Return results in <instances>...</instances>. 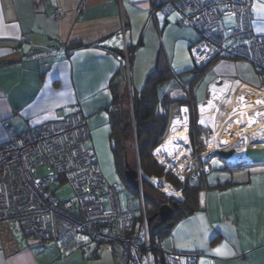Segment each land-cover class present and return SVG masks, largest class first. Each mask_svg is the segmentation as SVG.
Returning <instances> with one entry per match:
<instances>
[{
  "label": "crops",
  "instance_id": "0c3cea01",
  "mask_svg": "<svg viewBox=\"0 0 264 264\" xmlns=\"http://www.w3.org/2000/svg\"><path fill=\"white\" fill-rule=\"evenodd\" d=\"M159 3L160 0H0V144L8 138L7 122L23 131L68 115L73 104L80 102L91 130L89 144L97 151L106 144L112 146L114 116H120V126L124 119L118 110L120 100H114L113 85L119 96L125 90L131 94L139 90L131 73L135 53L145 43V34L152 38L151 48H157V34L164 33L170 23L167 15L151 16V9ZM58 8L61 18L54 14ZM253 10L255 29L264 33V0H253ZM196 41H190L188 46ZM52 46H66L67 52L45 60L31 56L36 50ZM162 52L160 48L157 57L161 53L163 63L169 64ZM157 60L150 51L149 63L154 66L151 71ZM184 71L171 69V78L158 91L160 96L174 100L191 95L203 128L200 138L205 149L201 152L205 153L210 150L211 137L204 131L219 129L206 117V111L212 113L216 108L204 106L213 91L264 94V71L245 60L223 58L213 60L203 70L195 66ZM203 76L209 78L204 102L197 94V84ZM184 82L191 84L189 95L182 88ZM130 103L133 113L132 100ZM178 111L172 105L171 112L176 115ZM187 125L189 145L195 146L190 122ZM192 148L198 152L196 146ZM227 148L233 146L218 150ZM214 163L213 160L210 172L204 175L206 187L199 191L198 209L161 233L164 248L198 250L201 254L197 264H264V161L221 166L222 172L212 176V170L217 169ZM0 236V264H57L58 257L53 256L58 247L53 242L28 236L13 224H3ZM76 256L72 254V258ZM123 261L127 264L125 248ZM156 264H164L159 256Z\"/></svg>",
  "mask_w": 264,
  "mask_h": 264
},
{
  "label": "built area",
  "instance_id": "2783aa9c",
  "mask_svg": "<svg viewBox=\"0 0 264 264\" xmlns=\"http://www.w3.org/2000/svg\"><path fill=\"white\" fill-rule=\"evenodd\" d=\"M173 11L179 24L193 26L200 32L192 45L198 67L220 58L241 59L264 71V33L255 29L253 0H160L151 9V16L156 18ZM54 14L62 17L59 8ZM226 16L234 19L230 26L225 24ZM60 52H67V47L43 48L31 56L45 60ZM182 88L188 95L190 83L184 82ZM176 118L190 122L189 104L180 105L172 123ZM5 126L8 138L0 144V227L16 225L28 236L54 241L63 253L82 249L89 239L122 244L127 251V264H156L158 256L166 264H197L200 251H166L162 236L156 234L152 240L150 220L144 209L140 217L131 206L122 207L117 183L106 179L96 149L88 144L91 130L80 102L73 104L68 115L23 131L8 122ZM192 147L195 146L190 144L189 155L181 160L182 172L176 163H161L165 172L182 181L188 177L200 179L210 172L214 157ZM44 165L50 173L36 175V168ZM142 175L145 176L143 172ZM55 181L71 184L74 197L58 200L49 187ZM156 183V187L170 195L164 189V178Z\"/></svg>",
  "mask_w": 264,
  "mask_h": 264
},
{
  "label": "rangeland",
  "instance_id": "374dc122",
  "mask_svg": "<svg viewBox=\"0 0 264 264\" xmlns=\"http://www.w3.org/2000/svg\"><path fill=\"white\" fill-rule=\"evenodd\" d=\"M163 16L165 17L166 15H163ZM167 16L169 17L170 23L168 24L169 26L164 31V33L160 35L157 34V37H156L157 48H154V50L153 48H151L152 38L149 39V36L145 34V43L135 53L136 58H135V61H133L132 63L131 73L133 74V78L135 81L134 86L139 87V89L143 88L146 78H147V74L154 67L152 66V63H149L150 62V51H151V55L154 56L155 59H158L157 57L158 51L161 48L163 51L162 52L163 55H165L167 61L169 62V65L171 66L170 68L176 72L184 71L186 69H194L196 65L192 47H189L188 43L190 41L194 42L198 39V37L200 36L199 30L193 26L179 24L177 22L178 15L175 11L171 12ZM224 21L227 26H230L234 22V19L229 16H226L224 18ZM131 56L133 57V53L131 54ZM135 78L137 79V81L135 80ZM208 80H209L208 77H206L205 79V76H203V80L201 78L199 80V84H197L198 85L197 94L199 96L198 99L202 100L203 102L206 100L205 97L208 95V86H207ZM214 91L216 92V90ZM214 91L212 93V96L208 99V102L210 100H213L214 98H217L218 101L223 102L225 100L224 99L225 96H221V95L229 93L228 90L223 91L221 94L217 91L218 94L216 95L215 93V96H214ZM121 95H122L120 97L121 105L118 106V110L124 119L122 123L123 130H122V133L120 134L121 136L119 137L120 145L122 149L124 150V158L125 159L127 158V160L130 162V165L133 168H136L139 171H141L142 169H141L140 161H139V151H138V145H137L136 132L133 126V122H131L132 117H133L131 103H130L132 100V97H131L132 94L128 90H125L124 93H121ZM207 103L204 106H206ZM238 106H239V103H237L235 107H238ZM210 108H213V107H210ZM190 109H191L190 110V115H191L192 108L190 107ZM205 109H208V108L205 107ZM214 109L215 108H213V110ZM219 109L220 107L216 108L214 111L212 110L213 111L212 113H208L209 111H206V115L208 114V116L206 117L210 118L214 122V126H215V123H216V126H219V129H217L218 127H216L217 130H215L214 128L212 129L206 128V130L204 131V133L208 135L209 138L211 137L210 146H209L210 150L207 151L208 153L215 152L216 150H218V148H225V147H230V146H233V148L243 147L245 145L251 144L255 140L256 141L258 140L257 137L260 136L261 132L264 130V124H262L260 127H256V126L254 127L252 123L254 120L258 121V120H261L260 117H264V110H259L260 112L253 110L251 113H248L245 116L240 115L241 119L243 120L246 119V117H253V119H250L249 121L248 119H246L247 124L242 126L241 130L238 132L236 141L231 142L229 144L224 141L225 139L223 140L220 138H224L226 133H229V134L231 133V135H234L235 129L234 128L227 129L226 125L220 126L222 123L226 122L224 118L228 117L229 110H227L226 108L224 109V112H222V110L221 109L219 110ZM230 111L234 112V108ZM172 126H171V129H172ZM169 129L170 128H168V130ZM218 130H219L220 140H218L217 143L215 144V142L213 141V138ZM170 131L169 133L167 132L168 134L165 137V139L162 141V143L166 140V138L170 134ZM206 141L208 143V139H206ZM89 143L92 144V141L90 140L88 144ZM202 143L204 144V140ZM188 144H189V141H188ZM97 149H98V146H97ZM189 151H190V148H189ZM96 152H97V155H99L98 158H99V161H100V164H101V167H102V170H103V173L106 179L110 181L111 183H115V182L117 183L118 196H119L122 207L131 206L134 209L136 215L142 217L143 209H144L145 215L148 218H150L155 213L158 212L157 209L160 205L167 203V202L171 203L174 199H176V201H181L184 199L183 191L180 188H177L171 182H169L164 176H160V177L148 176L145 174L146 175V179H145V176L140 174V177H139L140 184H141L140 190L131 189L126 183L125 179L122 177V174L119 170V167L116 162L115 154H114L113 145L111 146V144L110 145L106 144V146L102 150H98V151L96 150ZM154 156L156 155L154 154ZM173 156H176V155H173ZM157 161L159 162V164H161V161L159 159H157ZM214 162H215L214 167H216L217 169L212 170L213 172L212 176L216 175L219 172H222L219 169L221 168V166L227 165L226 161L220 158L219 156L214 157ZM255 167H258V166H255ZM35 173L38 176L48 175L50 173V169L47 165L39 166L36 168ZM110 175H112L113 178H110ZM155 178L157 179L164 178V181H166V183L168 182L169 185H171L174 188L175 194L168 195L167 193L161 191L160 188L155 186V183L158 182L157 180H154ZM49 187L54 192L56 198L60 201L72 199L74 197L73 187L68 182L61 183L60 181H55V182H52ZM106 202H107V205L109 206L108 197H106ZM82 236L83 238L87 239L86 235H82ZM87 241L89 242L85 244V246L82 249H76L74 251L67 252V253L61 252V250L58 248L57 255L53 256V257H58L56 259L57 264H126L123 261L124 246L122 244L120 243H99L96 241H91L89 239H87ZM50 242H53L56 245L54 241H50ZM73 253H77V256L74 258H72Z\"/></svg>",
  "mask_w": 264,
  "mask_h": 264
},
{
  "label": "trees",
  "instance_id": "16d2710c",
  "mask_svg": "<svg viewBox=\"0 0 264 264\" xmlns=\"http://www.w3.org/2000/svg\"><path fill=\"white\" fill-rule=\"evenodd\" d=\"M192 47V46H191ZM163 58V56H162ZM161 53L158 57L156 67L148 73L145 84L142 89L134 90L132 92V108L133 117L132 121L135 128L137 145L139 151V161L143 172L148 176H164L166 179L174 184L177 188L182 189L184 193V200L177 201L178 208L175 210L174 217L171 221L163 224L160 218L156 216L153 220L149 221L151 226V236L154 240L156 234L161 236V233H166L170 229L172 223L185 216L192 214L198 209V194L202 187H206L205 176L200 179L188 177L185 181L180 180L176 175L170 172H164L163 165L159 164L153 152L162 143L167 133L168 126L172 117L175 115L171 112L172 105L179 107L181 104H189L192 107L190 115V136L196 146L198 152L205 149L204 144L201 142L202 126L198 123V112L196 109V102L191 95L189 97L174 100L168 96H160L158 87L171 78V68L168 63H163ZM196 68L203 70L205 67ZM186 83V82H185ZM191 89V84H190ZM114 100H120L118 89L113 85ZM190 90L188 92V95ZM119 113V112H118ZM178 113V112H177ZM115 114V113H114ZM114 116V154L117 165L125 179V164L124 150L120 145L119 135L122 133V126H120L121 119L117 113ZM125 159V160H124ZM240 164L238 166H241ZM230 168L233 166H229ZM126 181V179H125ZM174 199L172 202H175ZM172 202H167L172 204ZM159 210V207L158 209ZM164 264L165 259L160 258Z\"/></svg>",
  "mask_w": 264,
  "mask_h": 264
},
{
  "label": "bare ground",
  "instance_id": "6f19581e",
  "mask_svg": "<svg viewBox=\"0 0 264 264\" xmlns=\"http://www.w3.org/2000/svg\"><path fill=\"white\" fill-rule=\"evenodd\" d=\"M215 93L216 95L218 94L217 91L216 92L214 91V96H215ZM221 96H225L224 98L225 100L223 101L224 104L223 102L218 101L217 98H214L213 100H210L205 107H207L208 109L210 107H213V108L220 107L222 112H224V109L226 108L227 110H229L228 117L224 118L226 122L222 123L220 126L226 125L227 129L234 128L235 134L231 135V133L230 134L226 133L224 138H220L219 130H218L216 134L214 135L213 141L216 144L218 140L225 139L224 141L230 144L231 142L236 141L238 132L241 130L242 126L247 124L246 119H248V121L250 119H253V117H246V119L243 120L241 119L240 115L245 116L246 114L251 113L253 110H256V109L264 110V94L261 92L259 93V92H251V91L250 92L240 91L234 94H231V93L222 94ZM237 103H239V106L235 107ZM233 108H234V112L230 111ZM260 119L261 120L253 121L252 124L254 127L255 126L260 127L262 124H264V117H260ZM174 122H173L174 124L172 123L173 124L172 129L170 128L171 129L170 134L168 135L166 140L160 146H158V148L154 151V154L157 156V158L161 161L162 164L170 165L171 163L173 164L176 163L177 168L179 169L178 171L182 172L184 163L181 160H185V156H188L190 152L189 151L190 145L188 144V139H187L188 125L186 121L183 122L179 120L178 118H176ZM257 138H258L257 141H260V142L264 139V130L261 132L260 136H258ZM246 146L247 145L243 147H236V153L231 158V161L235 162L238 159L243 158L246 152ZM258 150H259V156L264 157V149L261 148L260 146ZM205 153H203V155L207 156V155L213 154L214 152H209V153L205 152ZM173 155H176L177 156L176 158H179V159L173 158L172 157ZM171 159H173V161H170ZM154 180L162 181L163 179L155 178ZM163 186H164V189L169 194H175L174 188L171 185H169V183H166V185H163Z\"/></svg>",
  "mask_w": 264,
  "mask_h": 264
},
{
  "label": "water",
  "instance_id": "95a60500",
  "mask_svg": "<svg viewBox=\"0 0 264 264\" xmlns=\"http://www.w3.org/2000/svg\"><path fill=\"white\" fill-rule=\"evenodd\" d=\"M264 146V139L260 141H255L251 144H248L246 146V152L243 158L238 159L237 161L233 162L231 161V158L236 153V148H227V149H221L216 150L211 156L216 157L219 156L220 158L224 159L227 163V166H238L240 164H257L264 161V157L259 156V150L258 148L260 146ZM140 174H142V171H139L136 168H133L130 165V162L126 159L125 164V179L128 186L133 190H140L141 184H140ZM146 179V175H145ZM148 179V177H147ZM163 185V183H162ZM178 202L175 201L172 204L170 203H164L159 206V210L157 213H155L152 217L149 218V220H153L156 216L160 218L161 223L165 224L169 221H171L174 217L175 210L178 208Z\"/></svg>",
  "mask_w": 264,
  "mask_h": 264
}]
</instances>
